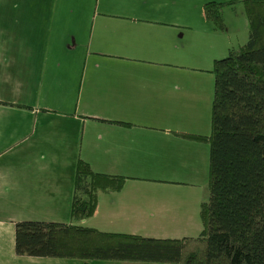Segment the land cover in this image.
Masks as SVG:
<instances>
[{
	"label": "crops",
	"instance_id": "crops-1",
	"mask_svg": "<svg viewBox=\"0 0 264 264\" xmlns=\"http://www.w3.org/2000/svg\"><path fill=\"white\" fill-rule=\"evenodd\" d=\"M181 7L0 0V264H84L14 248L18 220L74 222L78 158L126 179L98 191L92 215L75 222L161 238L200 232L209 144L183 135L207 134L193 118L195 75L177 57Z\"/></svg>",
	"mask_w": 264,
	"mask_h": 264
},
{
	"label": "trees",
	"instance_id": "trees-1",
	"mask_svg": "<svg viewBox=\"0 0 264 264\" xmlns=\"http://www.w3.org/2000/svg\"><path fill=\"white\" fill-rule=\"evenodd\" d=\"M247 40L213 60L210 133L183 135L209 144L208 196L196 236L161 238L106 231L77 223L96 207L97 192L119 190L125 176L94 171L78 158L70 215L74 222H15L19 255L178 264H264V0H243ZM233 1L204 3L206 18L222 27ZM193 244L188 247L189 243ZM187 247L189 249H187Z\"/></svg>",
	"mask_w": 264,
	"mask_h": 264
},
{
	"label": "rangeland",
	"instance_id": "rangeland-1",
	"mask_svg": "<svg viewBox=\"0 0 264 264\" xmlns=\"http://www.w3.org/2000/svg\"><path fill=\"white\" fill-rule=\"evenodd\" d=\"M172 1L179 3L180 7L183 5L186 7L184 10L186 18L183 24L177 27V57L185 65L181 67L189 68V72H193L195 75L193 118L196 127L203 133L209 134L214 80L213 60L226 55L229 48L238 47L247 40L249 18L245 10V3L243 0H217L233 1V4L223 7L224 25L218 27L205 16L204 3L209 0ZM35 33L43 34L40 24L36 23ZM203 179L205 181L203 183L204 200L208 196V169L204 171ZM193 244L197 243L190 242L188 247H192ZM188 247L187 249H189Z\"/></svg>",
	"mask_w": 264,
	"mask_h": 264
}]
</instances>
